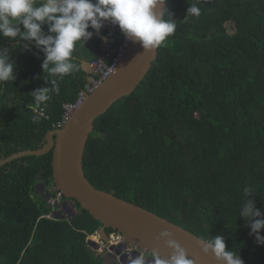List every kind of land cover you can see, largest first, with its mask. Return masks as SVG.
<instances>
[{
  "label": "trees",
  "instance_id": "trees-1",
  "mask_svg": "<svg viewBox=\"0 0 264 264\" xmlns=\"http://www.w3.org/2000/svg\"><path fill=\"white\" fill-rule=\"evenodd\" d=\"M191 4L200 15L185 18ZM165 10L176 30L136 88L95 119L83 171L96 188L199 237L223 235L244 264H264V245L238 216L245 187L264 213V0H166ZM99 42L93 35L77 46L78 70L38 105L30 93L51 87L43 53L0 37L17 63L16 79L0 82V159L46 145ZM37 183L55 194L51 151L0 166V264H108L85 241L102 224L76 201L70 219L48 216L52 206Z\"/></svg>",
  "mask_w": 264,
  "mask_h": 264
},
{
  "label": "clouds",
  "instance_id": "clouds-1",
  "mask_svg": "<svg viewBox=\"0 0 264 264\" xmlns=\"http://www.w3.org/2000/svg\"><path fill=\"white\" fill-rule=\"evenodd\" d=\"M165 2L166 0H0V37L11 41H27L29 43L22 44L25 51H30V44H34L43 53L41 68L43 73L48 74L49 79L44 80L50 82L51 87H40L30 93L34 102L39 105L50 100L51 92H59L58 80L78 70V65L74 62L77 46L85 47V43L94 34H99L105 23L118 26L126 40L139 43L146 51L159 47L176 30V20L161 9ZM199 15L200 9L196 4L187 7L185 18ZM101 39L108 43V37L103 36ZM16 68L17 63L10 58L9 49L0 48V82L14 81ZM38 119V116H33L34 121ZM42 187L44 188L43 185ZM255 194L250 187L243 189L238 216L248 221L250 235L254 234L256 242L264 245V235L260 234L264 229V213L250 198ZM45 199L47 200V196ZM71 201L76 211L74 201ZM56 215L57 213L54 216ZM110 231L119 232L112 228L106 230L101 225L93 233H86L85 241L91 250L102 257L105 254L111 255V264H119L114 255L96 251L95 242L89 238L95 233ZM158 239L164 240L166 246L173 250L169 258H162L157 251H151L150 254L146 249L125 240L136 247L135 258L129 255L128 264H148V261L152 264H195L192 259L187 258L186 250L173 239L172 232L165 230ZM199 242L203 254L213 255L220 264H244L239 251L234 252L226 247L223 235L202 236Z\"/></svg>",
  "mask_w": 264,
  "mask_h": 264
},
{
  "label": "water",
  "instance_id": "water-1",
  "mask_svg": "<svg viewBox=\"0 0 264 264\" xmlns=\"http://www.w3.org/2000/svg\"><path fill=\"white\" fill-rule=\"evenodd\" d=\"M166 2L161 6L165 10ZM160 11V8H157ZM157 54L146 51L139 43L129 40L126 51L113 73L90 93L85 101L59 128L47 132V143L39 149H25L0 159V166L24 155H41L51 151L52 177L56 189L67 199L76 201L82 209L102 227L119 231L128 242L146 249L157 251L162 258H169L172 249L165 241L158 239L161 232L168 230L187 252V258L195 264H220L211 254L205 255L199 246V236L191 231L157 215L156 213L117 197L112 193L93 186L83 171L82 157L85 144L93 123L109 107L123 96L129 95L144 78ZM42 187V183H37ZM43 196H47L44 193ZM56 217L62 213L55 211ZM113 257L103 255V261L111 264Z\"/></svg>",
  "mask_w": 264,
  "mask_h": 264
},
{
  "label": "built area",
  "instance_id": "built-area-1",
  "mask_svg": "<svg viewBox=\"0 0 264 264\" xmlns=\"http://www.w3.org/2000/svg\"><path fill=\"white\" fill-rule=\"evenodd\" d=\"M94 35L100 41L98 44V55L93 61L83 66V71L86 74V82L83 88L77 92L73 101L66 102L62 105L63 112L61 119L54 125L55 128L62 127L85 101L86 97L113 73L129 43V40L124 38L119 27L110 23H105V26L100 30L99 34ZM103 36L108 37V43L102 41L101 37ZM33 111L43 115L41 109L34 108ZM49 190H51L50 187L47 189V201L52 206V212L48 216L55 215V211L61 212L74 209L73 202L69 199H64L61 191L54 189L55 194L50 196ZM89 238L95 242V249L114 255L119 264H128L129 255L135 258L136 247L128 244L119 232L95 233L94 235H90Z\"/></svg>",
  "mask_w": 264,
  "mask_h": 264
},
{
  "label": "rangeland",
  "instance_id": "rangeland-1",
  "mask_svg": "<svg viewBox=\"0 0 264 264\" xmlns=\"http://www.w3.org/2000/svg\"><path fill=\"white\" fill-rule=\"evenodd\" d=\"M36 192H37V194H42L43 195V192H44V188L43 187H41L40 185L36 188ZM47 192V190L45 191V193ZM61 212H63V214H65V217L67 218V219H70L73 215H75L76 214V212L77 211H75V209H70V210H66V211H61ZM61 218V217H60ZM107 230V229H106ZM91 246V245H90ZM96 251H98L97 249H96ZM148 261V260H147ZM148 264H152V262H149L148 261Z\"/></svg>",
  "mask_w": 264,
  "mask_h": 264
}]
</instances>
